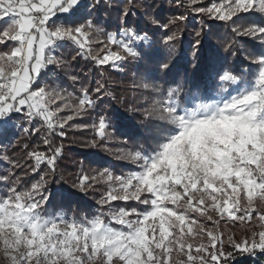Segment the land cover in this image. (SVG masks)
Returning a JSON list of instances; mask_svg holds the SVG:
<instances>
[{
    "label": "snow or ice",
    "instance_id": "snow-or-ice-1",
    "mask_svg": "<svg viewBox=\"0 0 264 264\" xmlns=\"http://www.w3.org/2000/svg\"><path fill=\"white\" fill-rule=\"evenodd\" d=\"M199 2L186 0L182 6L206 16L212 22L209 33L218 22L231 30L226 52L236 43L249 47L238 37L257 42L245 53L249 64L229 67L227 58L210 46L201 83L193 85L203 86V94L182 97L179 86L169 87L165 94L159 85L144 84L158 94L142 121L154 147L120 150L117 159L131 161L137 171L114 175L104 168L97 176L81 175L74 187L82 193L98 183V177L108 183L97 201L107 208L91 219L76 221L42 215L49 199L43 190L56 173L69 129H93L91 147L112 138V125L104 116L91 125L69 123L91 115L97 101L110 93L97 81L91 90L81 83L76 96L50 87L45 77L66 67L68 61L57 52L68 47L98 66L119 67L117 61L123 64L129 58L151 60L144 50V45L151 47L148 36L127 23L132 8L143 4L127 0L117 32L107 33L104 44L105 48L114 44L116 51L101 57L91 47L103 43L99 37L105 30L91 19L100 0H0V45L6 49H0V141L10 138L14 114H22L30 123L42 122L39 128H26V133L46 129V151L27 152V158L34 160L28 168L40 179L21 189L20 177L11 180L12 173L0 177L7 188L0 195V253L8 264H230L234 251L264 253V0H211L190 7ZM185 20V15H178L161 25L171 32L163 43L173 53L179 35L169 25ZM195 35L194 60L202 47V30ZM159 67L167 71L170 64L160 62ZM69 79L80 83L75 75ZM64 112L70 114L60 115ZM13 163L15 168L24 167ZM113 201H136L145 207L138 210L112 205ZM189 213L205 217L210 225ZM221 221L254 223L259 231L240 241L227 235L226 248Z\"/></svg>",
    "mask_w": 264,
    "mask_h": 264
},
{
    "label": "trees",
    "instance_id": "trees-1",
    "mask_svg": "<svg viewBox=\"0 0 264 264\" xmlns=\"http://www.w3.org/2000/svg\"><path fill=\"white\" fill-rule=\"evenodd\" d=\"M127 0H105L101 6L93 13L97 17L92 19L105 30V32L117 31L120 26L119 16L126 6ZM143 7H133L132 12L127 17L128 26L140 30V35H147L151 47L144 50L151 54V60L139 59L135 61L131 58L123 65V70L116 71L110 66H97L89 57L82 58L76 56L71 48H64L60 55L68 61L63 69L56 70L55 74L64 84L68 92H73L76 96L80 93L78 89L81 83L95 89L97 81L104 85V90L110 93L109 96L97 101L96 107L91 115L83 120H74L69 123H87L91 125L98 121L99 116H104L112 125L109 129L113 133L110 140L102 142V146L91 147L88 141L95 137V132L90 127L87 129H69L67 139L64 143V154L58 161L57 170L54 176L48 178V184L43 190L49 196L47 206L53 212L61 211L72 217L84 215L92 217L100 208L98 200L108 189V183L98 177V183H93L85 193L78 191L74 185L78 183L81 175L87 174L89 177L97 176L98 172L108 168L113 174H124L131 170L134 163L127 159H117L128 149L150 151L154 147L152 141L144 134L145 121L144 112L150 108L158 94L145 88L143 85H159L164 93L169 87H180L181 96H185L197 91L204 92L203 86L200 89L193 87L194 84L201 83L202 72L205 61L209 54V47L213 46L219 51L221 57L227 58V66L248 65L245 59L246 51L256 47L257 43L246 38L238 37L237 40L247 41L248 48L241 43L232 45V49L226 52L225 46L231 43L232 33L229 28L223 26V22H218L209 33L208 25L212 23L202 14H197L188 10L185 6L186 0H135ZM211 0H200L196 5H208ZM145 12L148 15H145ZM178 15H185L186 20L174 25H169L171 31L178 32L179 39L175 42V53L170 51L168 45L163 43L166 34H171L168 29L161 27ZM157 21L156 24L151 22ZM203 25V28H202ZM202 30V47L197 53V59L192 56V45L197 37L196 32ZM103 43L92 44L94 54L101 56L104 54V44L106 43L104 34L99 37ZM104 49L100 51V49ZM232 51L237 54L232 55ZM73 56H76L73 59ZM160 62H168L170 69L165 71L160 69ZM195 65V66H194ZM70 75L78 77L80 83L74 84L69 79ZM175 80V83L172 81ZM76 102V101H73ZM70 114L65 112L62 115ZM14 114V118H17ZM13 118V119H14ZM12 119V120H13ZM17 120V119H16ZM153 123H161L153 121ZM46 133L40 131L34 134H24L22 132L9 133L10 138L0 141V177L13 175L11 180L20 177V188L30 187L40 179L38 173H32L28 165L34 160L27 158V152L33 149L46 151L43 144V137ZM59 140V138H56ZM99 140V138H96ZM127 141V143H125ZM7 158V159H6ZM13 162H19L24 167L15 168ZM83 163V171L81 165ZM44 166H41V172ZM89 183H92L89 181ZM5 182L0 180V187ZM10 186V185H9ZM112 205L130 207L132 201H113ZM226 238V235H224ZM227 248V243H226ZM230 264H264V253L258 249L254 254H239L234 251V258Z\"/></svg>",
    "mask_w": 264,
    "mask_h": 264
},
{
    "label": "rangeland",
    "instance_id": "rangeland-1",
    "mask_svg": "<svg viewBox=\"0 0 264 264\" xmlns=\"http://www.w3.org/2000/svg\"><path fill=\"white\" fill-rule=\"evenodd\" d=\"M103 1H105V0H100L99 5L95 9V12L101 6V4L103 3ZM96 17H97V14L96 13H93L92 16H91V19H94ZM0 26H3V25L0 24ZM98 26L101 27V25H98ZM116 32L117 31L104 32L103 34H104L105 40L107 41V33H116ZM103 34H101V35H103ZM7 43L8 44H11L13 42L8 41ZM69 48H71V50L76 53V51L74 50L73 47H69ZM146 48H148V45H144V49H146ZM0 49L6 50V49H4V46L3 45H0ZM104 49H105V52H104V54L101 55V57L103 55L107 54V52L109 50L116 51V46L114 44H111V45H107L106 48L104 47ZM61 50L62 49L58 50L57 55H60V51ZM137 50L140 51V48L137 47ZM80 57L85 58V56H80ZM138 60H135V61H138ZM116 64L119 65V67H114L112 65V63L106 64V65H99V66H110L111 69L116 70V71H120L121 67L123 68L124 63L121 64V62L117 61ZM45 82L50 87H56V88H60V89H65V87H66L58 79V77L56 76V74L55 73H52V72H50V73L47 74V76L45 77ZM200 93L203 94L204 92H201L200 91ZM157 98H155V99H157ZM76 102H78V101H76ZM57 103H59V101ZM52 107H55V105H52ZM64 113H60V115H62ZM17 115H18L17 118H14L13 120H11L9 122V125H10L9 126V133H11V132H15V133L22 132L24 134H28V133H26L24 131L26 128H28V129H36V128H39L40 125H41V123H42L39 120H36L35 122L30 123L29 120L26 117H24L22 114H17ZM40 131H43L44 133H46V129L41 128ZM137 170H138V168H137L136 164H134V166L131 168L130 171H128L127 173H124L122 175H126V174H128V173H130L132 171H137ZM114 175H121V174H114ZM4 185L0 187V195H2L3 193H5L7 191V188ZM45 195H47V194H45ZM36 199H39V197H36ZM99 207L101 208V205ZM130 207H136L139 210V209H143L145 206L138 204V202H136V201H132V204H131ZM169 207H172V206L169 205ZM106 208H107V206H105L102 209H97L96 212L94 213V215L92 217H94L96 215H99L102 211L106 210ZM41 212H42V215H44V216H52V217L59 216V217L66 218L68 220H76V221L88 220V219H91L92 218V217H86L84 215H81L79 217H72V216L66 215L64 212H61V211H57V212H53L52 213V211L50 210V208L47 206V203L43 206V208L41 209ZM189 215L194 216L197 220L203 221L206 224H209L210 225V222L207 221L205 217L198 216L195 213H189ZM116 227H119V226H116ZM220 231L223 232L224 235H226V238H227V235H232L235 240L240 241V240H243V239H246V238L250 237L252 231H257L258 232L259 229L255 227L254 223L241 225L238 222L235 223V224H233L232 222L225 223V221H221L220 222ZM226 238H225V243H227ZM199 242L200 241L197 240L194 243H199ZM205 243H206V240H205ZM193 254H195V253H193ZM182 259H186V257H182ZM0 264H8L6 258L3 256L2 253H0Z\"/></svg>",
    "mask_w": 264,
    "mask_h": 264
}]
</instances>
